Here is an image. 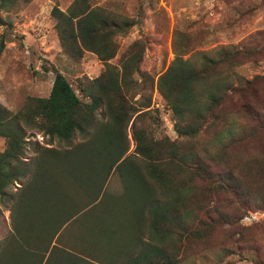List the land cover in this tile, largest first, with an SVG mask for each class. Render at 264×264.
<instances>
[{"label": "rangeland", "instance_id": "1", "mask_svg": "<svg viewBox=\"0 0 264 264\" xmlns=\"http://www.w3.org/2000/svg\"><path fill=\"white\" fill-rule=\"evenodd\" d=\"M72 1H20L10 10L0 11V18L6 23L0 25L1 107L14 113L28 97H48L55 77L53 69L64 76L81 100L87 101L79 93L80 80L97 78L105 66L90 52H85L78 61L68 58L60 48L51 17L54 7L65 10ZM90 3L135 23L125 35L117 37L118 51L108 63L119 65L133 42H139L144 49L138 73L132 75L129 93L130 104L138 111L136 127L144 129L154 140L177 141L185 152L207 149L214 132L228 122L227 113L233 107L227 100L212 128L207 126L193 139L180 138L171 111L156 90L157 78L168 68L175 52L187 51L184 56L187 58L192 53L222 47L239 52L244 49L238 58L240 65L234 71L245 80L259 78L252 90L247 87L243 93L249 112L243 110L238 117L246 135L215 159L208 170L216 180L220 176L229 179L226 191L212 192L205 182H195L199 196L204 189L207 194L202 206L194 207L195 222L201 221L202 225L194 222L188 230L202 229L204 237L197 242L185 234L177 235L176 243L181 240L183 245L176 259L179 264H264V218L251 225L242 222L248 212L264 211V0H90ZM226 65L221 67L224 74L229 72ZM147 104L149 108H145ZM105 123L106 120L98 118L99 126ZM26 138L29 150L21 159L31 173L39 169L38 148L54 151L68 148L37 131H27ZM84 141L77 135L74 145ZM118 144L121 160L125 159L119 169L101 179L95 172H86L85 191L91 187L88 184L91 176L94 184L101 186L95 214L85 212L67 223L51 243V230L38 234L35 216L32 227L36 231L29 230L28 235L15 233L11 196L20 194L22 184L8 188L9 200H0V264H127L156 245L147 208L136 215L124 212L120 206L116 209L117 203L126 198L127 168L138 172L145 187L153 189L156 197L162 196V191L148 177L147 161L134 153L130 128L121 135ZM216 146L211 143V148ZM4 147L5 140L0 138V151ZM110 153L115 155L113 151ZM82 200L85 196L76 201Z\"/></svg>", "mask_w": 264, "mask_h": 264}, {"label": "trees", "instance_id": "2", "mask_svg": "<svg viewBox=\"0 0 264 264\" xmlns=\"http://www.w3.org/2000/svg\"><path fill=\"white\" fill-rule=\"evenodd\" d=\"M20 1L30 0H0V11L10 10ZM51 17L60 48L68 58L78 61L85 52H90L105 69L93 80H80L79 93L87 101L81 100L64 76L53 69L55 77L48 97H28L14 113L0 106V138L5 140L0 151V200H9L8 188L22 184L20 194L11 196L13 230L19 235L36 231L32 227L35 216L38 234L51 230V243L67 223L85 212L95 214L101 186L94 184L91 176L88 178L91 187L85 191L86 172H95L101 179L119 169L125 159L121 160L118 142L130 128L134 153L147 161L148 177L162 191V196L156 197L153 189L145 187L143 177L127 168L126 198L124 202L121 198L116 209L120 206L124 212L136 215L147 208L156 242L127 264H179L176 255L183 242L176 243L175 237L185 234L197 242L204 237L202 229L188 230L197 219L194 207L202 206L207 194L204 189L200 197L195 182H205L212 192L226 191L229 179L220 176L216 180L208 170L215 159L246 135L238 117L243 110L249 112L243 93L247 87L252 90L259 78L245 80L234 71L240 65L238 58L244 49L239 52L222 47L192 53L187 58H184L187 51L175 52L168 68L157 78L156 90L171 111L180 138L193 139L203 129L212 128L227 100L233 107L227 113L224 128L214 132L209 149L185 152L177 141L154 140L144 129L136 127L138 111L130 104L129 93L132 75L138 73L142 61L141 44L133 42L119 65L108 63L118 51L117 37L125 35L135 23L93 6L90 0H73L65 10L54 7ZM0 25H6L1 18ZM225 64L227 74L221 71ZM255 98L252 91V99ZM148 104L145 108H149ZM99 117L106 120L102 126L98 125ZM29 130L68 147L65 151L38 148L39 169L32 173L21 159L29 150L26 138ZM77 135L85 141L74 145ZM89 136L93 139L89 140ZM212 142L217 145L215 148H211ZM81 196L85 200L76 201ZM195 223L202 225L201 221Z\"/></svg>", "mask_w": 264, "mask_h": 264}, {"label": "built area", "instance_id": "3", "mask_svg": "<svg viewBox=\"0 0 264 264\" xmlns=\"http://www.w3.org/2000/svg\"><path fill=\"white\" fill-rule=\"evenodd\" d=\"M264 218V212H248L242 219V222L246 225L256 223L259 219Z\"/></svg>", "mask_w": 264, "mask_h": 264}]
</instances>
